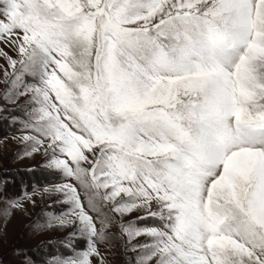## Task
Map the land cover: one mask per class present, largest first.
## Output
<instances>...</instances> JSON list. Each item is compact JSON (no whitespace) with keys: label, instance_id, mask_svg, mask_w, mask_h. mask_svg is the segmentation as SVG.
I'll return each instance as SVG.
<instances>
[{"label":"snow or ice","instance_id":"obj_1","mask_svg":"<svg viewBox=\"0 0 264 264\" xmlns=\"http://www.w3.org/2000/svg\"><path fill=\"white\" fill-rule=\"evenodd\" d=\"M0 44V118L60 180L0 217L70 229L39 264H264V0H0Z\"/></svg>","mask_w":264,"mask_h":264},{"label":"rangeland","instance_id":"obj_2","mask_svg":"<svg viewBox=\"0 0 264 264\" xmlns=\"http://www.w3.org/2000/svg\"><path fill=\"white\" fill-rule=\"evenodd\" d=\"M0 47H3L0 44ZM7 50V49H5ZM10 55H14L10 53ZM5 62L0 59V64ZM3 86L0 85V88ZM4 107L15 108V105L4 104ZM11 115L15 113H3L0 118V210L8 206L9 200L22 197L25 192L32 193L34 186L37 192L45 185L60 183V180L49 174L42 167L40 156L21 157V144L13 137H20L19 124L13 125L10 122ZM29 169H32L31 171ZM36 204L32 206L27 200H22L24 210L12 209L8 217H0V264H26L25 254L32 257L39 264V261L47 259L58 253H65L60 241L70 229L56 228L46 229L37 232L34 229L35 223H43L46 219L44 210L49 204H54V210L59 212L61 205L55 204L54 197L39 195L35 197ZM49 241L51 243H49ZM81 247L83 242H81ZM102 246V250H103ZM108 264H127L126 257L121 250L119 241L113 240L107 245ZM17 250L20 255H17Z\"/></svg>","mask_w":264,"mask_h":264}]
</instances>
